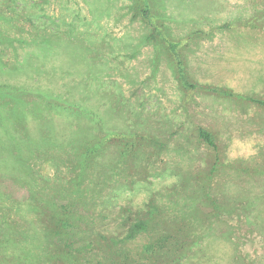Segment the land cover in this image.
<instances>
[{
    "label": "rangeland",
    "instance_id": "obj_1",
    "mask_svg": "<svg viewBox=\"0 0 264 264\" xmlns=\"http://www.w3.org/2000/svg\"><path fill=\"white\" fill-rule=\"evenodd\" d=\"M145 2L0 0V264H264V0Z\"/></svg>",
    "mask_w": 264,
    "mask_h": 264
},
{
    "label": "trees",
    "instance_id": "obj_2",
    "mask_svg": "<svg viewBox=\"0 0 264 264\" xmlns=\"http://www.w3.org/2000/svg\"><path fill=\"white\" fill-rule=\"evenodd\" d=\"M144 1H146V2L144 4V6L142 7L141 17L144 20L149 21L148 20L150 18L149 11H148L149 3H148V0H144ZM198 132H199L198 133L199 139L204 141L209 146H212V142H211L212 137H211L210 133H208L202 129L198 130ZM89 149H87L88 151L85 153L86 155L92 154L95 150L98 149V147L95 150H93V149L89 150ZM83 162H86V161H83ZM69 207L70 206L67 204L61 205L60 206L61 213H60L59 217H55V218L52 217L51 219L53 221V230H55V235L59 239V243L63 245V247H62L63 253H65L66 257L72 258L73 255L69 251V250H71L70 244L68 242H66L67 241L66 235L69 234V232H70L69 229L72 228V223H71L70 219L68 218V214L70 212ZM135 227H136V229L142 230L143 232L146 231V224H144L143 222H140ZM52 235L54 236L53 233H52ZM52 235H49V236L51 237ZM130 237H128V238H130ZM149 239H150V244L148 246H145L144 249L142 250L144 259L149 260V261L152 260V258L154 256L159 255V254L161 255L162 251L166 248V245L172 244V243H170V240H171L170 237H168V235H166L164 233H159V232H158V234L154 233L153 236L152 235L149 236ZM116 243H117L116 241L115 242L113 241L110 245H106L104 248H108L112 245L114 246ZM187 247L188 246L178 247V249L175 248L173 251L174 252L173 255H166V257L168 258V261L164 262V263L165 264H175L176 260L184 254L185 249ZM75 251H77V250H75ZM140 254H141V251H140ZM114 256L121 257V253L119 254L118 252H115ZM76 257L77 256L74 257V260ZM122 259L124 260L123 263H126L128 258L125 256ZM149 264H151V263H149Z\"/></svg>",
    "mask_w": 264,
    "mask_h": 264
}]
</instances>
